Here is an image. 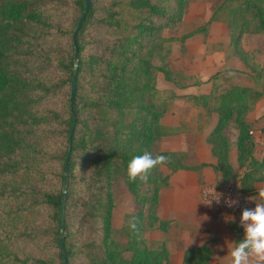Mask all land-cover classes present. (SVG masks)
<instances>
[{
  "label": "trees",
  "instance_id": "1",
  "mask_svg": "<svg viewBox=\"0 0 264 264\" xmlns=\"http://www.w3.org/2000/svg\"><path fill=\"white\" fill-rule=\"evenodd\" d=\"M90 1L86 13V0H0V264H65V180L69 264H168L165 242L149 240L148 233L167 231L169 222L157 215L159 196L180 170L212 167L217 183L238 181L249 197L264 183V160L256 156V133L264 131L256 125L264 116L247 120L264 97V65L244 45L246 36L264 34V0H221L206 24L177 37L165 33L181 25L189 0ZM216 22L226 24L227 51L254 86L223 85L219 71L209 79V93L188 96L218 115L207 136L216 164L188 165L185 153L160 149L170 131L161 123L168 109L156 101V73L175 80L157 60L163 61L169 43L206 37ZM76 50V127L66 179ZM229 129L237 131L235 162ZM144 151L168 159L146 180H129L128 161ZM119 179L140 210L116 229ZM133 217L135 230L129 227ZM228 223L236 244L243 229ZM212 257L206 243L186 250L182 264H210Z\"/></svg>",
  "mask_w": 264,
  "mask_h": 264
},
{
  "label": "crops",
  "instance_id": "2",
  "mask_svg": "<svg viewBox=\"0 0 264 264\" xmlns=\"http://www.w3.org/2000/svg\"><path fill=\"white\" fill-rule=\"evenodd\" d=\"M222 24L226 26L225 23ZM213 25L214 23L211 25V29ZM211 29L206 37L203 34H198L189 38L184 47L189 49L191 39L197 36L209 38L212 35ZM226 35L228 38L220 43L219 48L209 50L205 48L201 59L204 63L203 72L197 70L200 65L196 64L194 72L182 69V72L185 71L183 73L187 76V80L191 79L189 82L183 84L180 80L165 81L168 83L166 87L172 89L170 90L173 93L172 99L175 100L173 103L188 106L190 111L186 112L182 108H175L167 112L161 123L169 128L170 135L162 140L160 149L161 151L185 153L188 165L216 164L217 160L212 155L211 145L207 143V136L214 130L218 121L216 113L208 115L204 110L193 105L188 100V96L209 93L212 88L209 79L219 71H224L220 79L223 85L254 86L253 80L243 72L245 71L244 65L237 58L230 56L227 51L230 42L228 29H226ZM261 51L264 53V49ZM174 69L181 71L177 68ZM199 75L202 77L200 78ZM170 84L178 91H174L172 86H168ZM261 116H264V97L248 115L247 120L254 122ZM256 140V156L264 160V143L260 142L259 131L256 133ZM231 154L236 158V151L232 150ZM165 171L167 170L165 169ZM215 183H217V176L212 167H206L201 171L180 170L172 175L170 185L161 190L157 215L161 220L169 222V227L166 232L152 230L148 233V237L152 241L165 242L170 254L168 264H182L186 250L206 243L213 250L210 264H231L230 249L235 246L231 227L228 222L217 220L213 209L206 206L200 197L203 185ZM257 188L259 190L258 197H261L260 193L264 190V183L257 184ZM254 197L257 196L250 197L251 205ZM259 202L263 203L262 200ZM239 220L240 216L232 221L235 224L238 223L242 228Z\"/></svg>",
  "mask_w": 264,
  "mask_h": 264
},
{
  "label": "rangeland",
  "instance_id": "3",
  "mask_svg": "<svg viewBox=\"0 0 264 264\" xmlns=\"http://www.w3.org/2000/svg\"><path fill=\"white\" fill-rule=\"evenodd\" d=\"M190 4L187 10V13L184 16L183 22L181 25L175 30H168L165 33L167 37H177L183 34L189 33L192 30L203 26L209 21V18L212 15L213 10L217 7V5L221 2V0H189ZM211 29V28H210ZM226 29L227 27L223 25L221 22L214 23L211 31L212 35L205 39L203 36H197L196 38L191 39V45L189 49H186L184 46H181V42H172L166 46V52L164 53L163 61L157 60V64H166L168 69L171 72L173 80H180L181 83L185 84L189 82L191 79L187 80V76L182 72V69L186 71H192L196 64H199L200 67H197V70L203 72V65L202 56L204 55L205 48L207 50L211 48H219L220 43L226 40ZM264 35L261 34H254L248 35L245 37V49L250 51L255 61L259 64L264 65V53L261 50L264 49ZM182 48V49H181ZM185 48V49H184ZM198 61V63H197ZM201 61V62H200ZM174 68L180 69L181 71H176ZM197 75V74H196ZM158 78V93L156 97V101L159 104L165 105L168 111H172L175 108H182L186 112L190 111L188 106L178 105L173 103L175 100L172 99L173 93L172 89H168L165 83L167 81L165 79L164 74L156 73ZM201 78L202 76L199 75ZM196 78V77H195ZM199 80L198 78H196ZM193 80V79H192ZM168 82V81H167ZM172 86L174 91L176 88ZM259 128L264 127V117L258 120L257 125ZM236 133L235 129H229V136L233 142L232 150L233 152L236 151ZM264 135V131L260 132V142H263L262 136ZM208 143V142H207ZM209 144V143H208ZM235 157L231 154V160L235 162ZM115 196H116V207L113 210V226L115 228H119L127 221V216L129 214H133L140 210L138 206H136L131 198L130 193L128 192L125 182L123 179H119L115 182ZM257 197L253 198L251 208H254L256 203H261L259 200H262L264 203V197ZM251 197V196H250ZM260 198V199H259ZM238 226V223H237ZM149 238V237H148ZM150 240V239H149Z\"/></svg>",
  "mask_w": 264,
  "mask_h": 264
},
{
  "label": "clouds",
  "instance_id": "4",
  "mask_svg": "<svg viewBox=\"0 0 264 264\" xmlns=\"http://www.w3.org/2000/svg\"><path fill=\"white\" fill-rule=\"evenodd\" d=\"M167 159L165 155H153L149 151L132 156L127 163L128 179L146 180L149 172ZM260 195L264 197V190ZM239 223L243 228V236L230 249L231 264H264V203H256L254 208H244ZM129 227L136 229L135 217L129 221Z\"/></svg>",
  "mask_w": 264,
  "mask_h": 264
},
{
  "label": "built area",
  "instance_id": "5",
  "mask_svg": "<svg viewBox=\"0 0 264 264\" xmlns=\"http://www.w3.org/2000/svg\"><path fill=\"white\" fill-rule=\"evenodd\" d=\"M262 140L264 143V135ZM200 197L206 206L213 209L220 222H230L239 217L244 208L251 207L250 197L243 194L240 183L235 180L203 185ZM230 201L235 203L230 204Z\"/></svg>",
  "mask_w": 264,
  "mask_h": 264
},
{
  "label": "water",
  "instance_id": "6",
  "mask_svg": "<svg viewBox=\"0 0 264 264\" xmlns=\"http://www.w3.org/2000/svg\"><path fill=\"white\" fill-rule=\"evenodd\" d=\"M86 13L91 9L92 7V3L90 0H86ZM86 13L83 15V17L81 18V20L79 21L75 31H74V41L76 40V35L81 27L82 21L84 19V17L86 16ZM75 46H77L76 42H75ZM78 53L76 50V54H75V71L73 74V78H72V91H71V96H70V107H71V111H72V116H73V121L71 124V130H70V136H69V143H68V152H67V164H66V171H65V177L67 179L68 175H69V167H70V159H71V154H72V143H73V135L75 132V127H76V123H75V114H74V106H75V100H76V94H77V76H78ZM63 193H64V199L61 203V246H62V250H63V257H64V262L65 264H69L68 262V258H67V254L65 251V235H66V200H67V196H68V182L67 180H65L64 182V186H63Z\"/></svg>",
  "mask_w": 264,
  "mask_h": 264
}]
</instances>
